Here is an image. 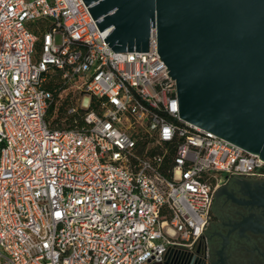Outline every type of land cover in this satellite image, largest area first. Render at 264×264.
I'll return each instance as SVG.
<instances>
[{"label":"built area","instance_id":"1","mask_svg":"<svg viewBox=\"0 0 264 264\" xmlns=\"http://www.w3.org/2000/svg\"><path fill=\"white\" fill-rule=\"evenodd\" d=\"M88 7L0 0V264L206 260L218 186L264 161L179 117L154 30L114 52ZM67 92L74 118L50 128Z\"/></svg>","mask_w":264,"mask_h":264},{"label":"water","instance_id":"2","mask_svg":"<svg viewBox=\"0 0 264 264\" xmlns=\"http://www.w3.org/2000/svg\"><path fill=\"white\" fill-rule=\"evenodd\" d=\"M83 2L114 52H148L154 30L179 117L264 161V0Z\"/></svg>","mask_w":264,"mask_h":264},{"label":"flooded vegetation","instance_id":"3","mask_svg":"<svg viewBox=\"0 0 264 264\" xmlns=\"http://www.w3.org/2000/svg\"><path fill=\"white\" fill-rule=\"evenodd\" d=\"M204 236L207 259L195 256L183 264H264V171L220 183Z\"/></svg>","mask_w":264,"mask_h":264},{"label":"trees","instance_id":"4","mask_svg":"<svg viewBox=\"0 0 264 264\" xmlns=\"http://www.w3.org/2000/svg\"><path fill=\"white\" fill-rule=\"evenodd\" d=\"M45 86L49 90L53 89L51 81H49ZM53 96L54 104L52 103V105L47 110L46 121L50 128H68L74 116H69L65 113V107L68 104L67 98L65 97V99H60V101L63 100V103H61L60 101L57 102L56 93H54Z\"/></svg>","mask_w":264,"mask_h":264},{"label":"rangeland","instance_id":"5","mask_svg":"<svg viewBox=\"0 0 264 264\" xmlns=\"http://www.w3.org/2000/svg\"><path fill=\"white\" fill-rule=\"evenodd\" d=\"M67 93H69V94H67L68 96H67V102H68V104L70 103V102H73V98H71L72 96H73V93H71V92H67ZM65 97H66V94L64 93V94H62V99H65ZM60 101V100H59ZM61 103H63V100H61L60 101ZM59 102V103H60ZM66 105V104H65Z\"/></svg>","mask_w":264,"mask_h":264},{"label":"crops","instance_id":"6","mask_svg":"<svg viewBox=\"0 0 264 264\" xmlns=\"http://www.w3.org/2000/svg\"><path fill=\"white\" fill-rule=\"evenodd\" d=\"M207 234V233H206Z\"/></svg>","mask_w":264,"mask_h":264}]
</instances>
